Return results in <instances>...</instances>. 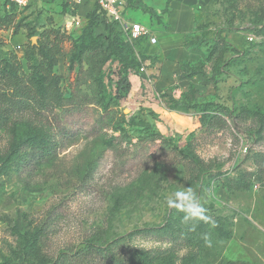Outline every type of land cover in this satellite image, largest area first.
<instances>
[{"label":"rangeland","instance_id":"rangeland-1","mask_svg":"<svg viewBox=\"0 0 264 264\" xmlns=\"http://www.w3.org/2000/svg\"><path fill=\"white\" fill-rule=\"evenodd\" d=\"M69 1L0 0L15 14L0 24L3 73L42 88L46 48L63 38L60 103L0 101V264H264V0L200 6L199 73L182 66L163 91L122 22ZM142 5L124 17L141 22ZM189 154L214 165L194 170ZM188 188L206 220L168 205Z\"/></svg>","mask_w":264,"mask_h":264},{"label":"crops","instance_id":"crops-1","mask_svg":"<svg viewBox=\"0 0 264 264\" xmlns=\"http://www.w3.org/2000/svg\"><path fill=\"white\" fill-rule=\"evenodd\" d=\"M208 0H144L148 11L141 22L150 28L156 42L151 43L147 37L137 40L136 49L156 63L157 75L154 87L168 90L181 83L177 80L182 66L194 63L202 57V52L187 46L186 40L194 35L198 8Z\"/></svg>","mask_w":264,"mask_h":264},{"label":"trees","instance_id":"trees-1","mask_svg":"<svg viewBox=\"0 0 264 264\" xmlns=\"http://www.w3.org/2000/svg\"><path fill=\"white\" fill-rule=\"evenodd\" d=\"M10 12V10H8ZM11 15L13 14V12ZM11 15H4L0 16V24L2 23H7L10 22V17ZM195 33V32H194ZM63 41V38L59 36L57 32H54V38L51 42V46H48L46 48L47 50L45 51L44 55L46 58L49 60L48 65L45 67H42V72L44 75V79L46 80V84L43 85V87L40 89L36 88L34 80H31L32 86L26 85L22 83V79L16 74V73H11V74H5L3 73L4 70L3 68L0 69L1 76L5 77L8 79L10 85L14 88V90L7 94L5 92L0 93V101L1 100H6L12 104H23L22 106L26 105L29 106L30 102H36L38 104H45V105H58L60 103V93L58 89V76L53 72V66L56 65L57 63V55L61 52V42ZM189 47H194L192 46V43L190 42L189 39L186 40L185 43ZM145 57V56H144ZM193 63H186L184 64V68L187 69L188 73H194L197 74L199 73V70H194L192 66ZM39 81V80H38ZM41 83V82H40ZM12 96H15L13 99ZM212 119H214V123H224V119L221 117L217 116H212ZM188 157L190 158V163L192 164V169L198 170L199 172H209V170L213 167V160H208L204 161L201 159L198 155L196 154H189ZM215 179H218L221 183V178L216 177ZM226 184V183H225ZM224 184V185H225ZM241 188L243 186L240 185L239 182H235V184H227V188ZM202 221V220H199ZM200 229V230H199ZM198 231V238H197V243L198 242H204L205 241V235L201 229H204V227H199ZM65 258H62L60 264L64 263ZM133 264H136L135 261H133Z\"/></svg>","mask_w":264,"mask_h":264},{"label":"built area","instance_id":"built-area-1","mask_svg":"<svg viewBox=\"0 0 264 264\" xmlns=\"http://www.w3.org/2000/svg\"><path fill=\"white\" fill-rule=\"evenodd\" d=\"M31 0H6L7 6H14L15 8H22L29 4ZM70 7L80 5L97 6L99 11L112 21L122 22L125 28L129 31L136 40L147 37L151 43L156 42V37L152 35L150 28L144 26L140 22L129 21L126 19L125 11L127 7H138L142 5V0H70ZM143 11H148L142 5Z\"/></svg>","mask_w":264,"mask_h":264},{"label":"clouds","instance_id":"clouds-1","mask_svg":"<svg viewBox=\"0 0 264 264\" xmlns=\"http://www.w3.org/2000/svg\"><path fill=\"white\" fill-rule=\"evenodd\" d=\"M167 203L170 207L185 213L183 219L186 223L198 219H207L204 215L205 208L201 205L198 194L192 188L173 192L167 199Z\"/></svg>","mask_w":264,"mask_h":264}]
</instances>
